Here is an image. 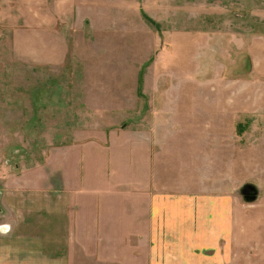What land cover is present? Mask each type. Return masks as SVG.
<instances>
[{
	"label": "rangeland",
	"instance_id": "rangeland-1",
	"mask_svg": "<svg viewBox=\"0 0 264 264\" xmlns=\"http://www.w3.org/2000/svg\"><path fill=\"white\" fill-rule=\"evenodd\" d=\"M219 194L264 264V0H0V245Z\"/></svg>",
	"mask_w": 264,
	"mask_h": 264
},
{
	"label": "crops",
	"instance_id": "crops-1",
	"mask_svg": "<svg viewBox=\"0 0 264 264\" xmlns=\"http://www.w3.org/2000/svg\"><path fill=\"white\" fill-rule=\"evenodd\" d=\"M154 207L150 205V213ZM161 208L160 215L134 216L137 225L132 230L124 229L127 222L122 216L101 215L98 230L94 217L70 215L62 220L68 224L63 234L27 231L20 246L1 244L0 264H234L229 195L219 194L192 206L177 197ZM203 212L208 219L203 220ZM139 219H147L145 230ZM110 222L115 223L111 228ZM170 223L179 229L173 230ZM5 227L0 223L2 239L15 234L12 225L4 234Z\"/></svg>",
	"mask_w": 264,
	"mask_h": 264
},
{
	"label": "water",
	"instance_id": "water-1",
	"mask_svg": "<svg viewBox=\"0 0 264 264\" xmlns=\"http://www.w3.org/2000/svg\"><path fill=\"white\" fill-rule=\"evenodd\" d=\"M242 193L248 199H254L257 191L254 188V186H252V185H246V186L243 187Z\"/></svg>",
	"mask_w": 264,
	"mask_h": 264
}]
</instances>
